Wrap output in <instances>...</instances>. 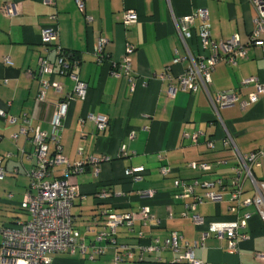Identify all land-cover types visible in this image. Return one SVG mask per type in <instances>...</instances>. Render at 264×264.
I'll return each instance as SVG.
<instances>
[{
	"label": "crops",
	"instance_id": "0c3cea01",
	"mask_svg": "<svg viewBox=\"0 0 264 264\" xmlns=\"http://www.w3.org/2000/svg\"><path fill=\"white\" fill-rule=\"evenodd\" d=\"M4 3L16 5L19 12L8 18L0 10V108L18 118L29 116L32 127L49 129L55 99L64 96L73 84L68 77L54 75L50 78L63 84L62 92L56 95L49 89L45 102L36 101L39 61L44 55L41 29L52 23L49 15L56 12L59 43L80 60L74 71L88 85L86 98L75 99L68 107L61 131L63 153L71 161L90 156L100 159L97 164H87L84 172L73 178L78 193L71 207L73 226L84 238L87 250L82 253L76 248L74 253L68 250L47 253L46 264L113 263L115 245L107 239H96L105 224L101 211L132 212L142 205L149 206L150 213L161 223L155 226L153 221L144 224L137 219L133 230L119 227L115 238L118 243L130 246L133 257H125L117 264H179L173 261L175 254L169 249L161 250V260L154 262L153 254L148 256L139 249V242L148 243L150 238L162 242L170 231H178L190 244L197 241L199 227L182 215L184 203L189 199L177 197L180 188L174 186V180L220 178L228 182L235 162L231 150L223 144V130L214 121L205 89L201 87L194 93L177 91L170 97L167 93L169 81L158 77L171 64L175 50L178 54L185 53L172 15L179 17L205 6L207 26L213 39H227L236 34L244 42L256 16L250 1L83 0L84 11L79 10L75 0H55L54 6L45 5L42 0H0V6ZM128 9L137 12L138 21L124 25L121 18ZM85 16L92 18L90 23ZM201 26L196 19L194 35L189 41L195 57L207 52L199 47L197 40ZM99 37L108 40L101 63L94 55ZM127 43L135 46L130 54L134 89L125 76L110 74L111 62L123 57ZM6 57L11 64L4 61ZM186 65L187 62L174 65L172 73H180ZM250 76L264 82V48L248 47L247 57L239 59L236 65L224 61L217 63L207 84L212 97L225 90L238 93L239 101L219 108V113L243 153L264 145V94L256 103L244 108L240 105L254 89L252 85L241 84ZM89 112L108 118L103 131H98L90 120L81 121ZM130 132L134 133L133 138ZM30 135V132H20V121L10 124L0 117V166L5 171L0 179V227L16 226L28 218L20 203L29 185L25 170L33 163V159L26 157L32 152ZM208 140L212 141V147L207 145ZM192 161L208 162L212 167L208 171L192 169L188 166ZM138 165L146 168L141 179L131 181L124 176L125 168ZM160 165L171 171L163 176ZM253 173L264 181V166L253 168ZM102 188L111 193L103 201L96 197V192ZM146 190L154 194L151 197L139 194ZM215 190L220 191L219 188ZM195 191L200 194L203 190L197 188ZM220 193L224 197L221 202L207 200L197 205L196 212L207 221L234 218V213L228 210L226 192ZM253 193L246 179L242 198L251 197ZM241 209L252 215L247 226L240 230L246 238L240 239L239 252L228 253L225 240L210 234L201 246L194 248V255L202 264H257L255 253H264V220L252 206ZM139 231L147 237L139 240ZM93 245L103 246L105 251L91 259ZM141 253L147 256L145 263L138 260Z\"/></svg>",
	"mask_w": 264,
	"mask_h": 264
},
{
	"label": "built area",
	"instance_id": "2783aa9c",
	"mask_svg": "<svg viewBox=\"0 0 264 264\" xmlns=\"http://www.w3.org/2000/svg\"><path fill=\"white\" fill-rule=\"evenodd\" d=\"M249 1L255 9L256 16L253 28L244 42L236 34L227 39H213L207 26L208 10L205 6L198 7L195 11L179 17L172 15L176 31L185 47V53L178 54L175 50L171 64L165 67L158 77L169 81L167 93L170 97H173L177 91L194 93L201 87L205 89L213 108L214 121L223 130V144L231 150L235 164L232 167L233 174L228 182L220 178L204 181L198 179L191 181L174 180V186L180 188L177 197L189 199L184 203L182 215L189 217L192 223L199 227L200 236L197 241L190 244L183 239V235L178 231H170L162 242L158 238L150 237L148 243L139 242V249L146 252L148 256L153 254L154 261L161 260L159 255L161 250L169 249L175 254L173 261L176 263L202 264L195 257L194 248L201 246L210 234L225 240V248L228 253H238L240 239L246 238L240 230L247 226L252 215L249 211L241 212V208L252 206L254 212L264 220V181L257 179L253 173V168L264 166V145L246 153L241 152L219 113V108L233 105L239 101L238 93L233 90H225L217 92L212 97L207 91V84L211 81V72L217 63L224 61L230 65H236L239 59L247 57L248 47L264 48V0ZM42 2L49 6L55 5V0H42ZM75 2L79 10L84 11L83 0H75ZM0 10L8 18L17 15L19 12L17 6L12 3H4L0 6ZM49 17L52 23L42 27L40 34V43L44 55L40 57L39 61V91L36 101L45 102L49 89L56 95L62 92L63 84L50 78L54 75L68 77L73 84L64 96L55 99V110L49 121L48 130L40 126L32 127L31 118L27 115L18 118L0 108L2 119L10 124H16L20 121V132L23 134L31 133L32 152L26 157L33 159L32 165L25 170L29 185L20 203L21 208L28 214V218L19 221L16 226L0 227V264H46L47 253L65 250L74 253L76 248L82 253L87 250L84 238L73 226L71 207L78 194L73 178L82 174L87 164H97L100 159L90 156L86 159L71 161L63 153L61 131L70 103L75 99L84 100L88 85L74 71L80 60L71 57L59 43L60 32L56 12H52ZM85 19L87 23L92 20L89 16H85ZM196 19H199L202 25L197 34L199 47L203 51L207 50L197 57L192 54L189 45V41L194 35L193 29ZM136 21H138V14L135 10L124 11L121 18L124 25ZM107 42L105 37L97 39L94 55L98 63L104 60V47ZM134 50L135 46L127 43L123 57L120 60L112 61L110 64V74L115 77L125 76L131 82L132 89H134V83L131 74L130 54ZM4 61L11 64L9 57H6ZM184 62H187V65L182 68L180 73H172L174 65H182ZM28 74L31 75L32 73L28 71ZM241 84L244 86L252 85L254 88L248 94L247 100L240 101L243 108L246 105L256 103L260 95L264 94V82L256 76L244 78ZM84 120L92 121L98 131H103L108 125V118L105 115L91 112L81 118L82 122ZM129 136L133 138L134 133L130 132ZM207 145L212 147V141L208 140ZM217 163L219 164L221 161ZM188 166L202 171H208L212 167L210 163L203 161H192L188 163ZM145 169L144 165L125 168L124 176L131 181H136L142 178ZM170 171L169 167L160 165V173L163 176ZM4 175L5 171L0 166V179ZM246 179L250 181L254 193L251 197L242 198ZM197 188H202V193H196ZM216 188L226 192V199L229 202L228 210L234 213V218L225 221H207L205 217L196 212L197 205L204 201L219 203L224 199L222 193L215 190ZM139 194L151 197L154 191H139ZM110 196V191L105 188L96 192V197L101 201ZM101 213L105 217V224L104 228L98 232L96 239H107L115 245L114 264L121 262L125 257H133V250L130 246L118 243L115 238L119 227L124 226L133 230V225L137 219L144 224H151L153 221L155 226H159L161 223L160 219L155 218L150 213V208L147 205H142L137 211L132 212L103 209ZM137 235L139 240L147 237L143 231H139ZM104 251L103 246L93 245L90 258L94 259L95 256L103 254ZM146 257L141 253L138 260L144 261ZM255 258L257 264H264V253H255Z\"/></svg>",
	"mask_w": 264,
	"mask_h": 264
},
{
	"label": "trees",
	"instance_id": "16d2710c",
	"mask_svg": "<svg viewBox=\"0 0 264 264\" xmlns=\"http://www.w3.org/2000/svg\"><path fill=\"white\" fill-rule=\"evenodd\" d=\"M71 57H73V55L72 54H69ZM146 261H142V262H140V263H145ZM155 262V261H154ZM156 262H159V261H156ZM179 264H186V263H179Z\"/></svg>",
	"mask_w": 264,
	"mask_h": 264
},
{
	"label": "rangeland",
	"instance_id": "374dc122",
	"mask_svg": "<svg viewBox=\"0 0 264 264\" xmlns=\"http://www.w3.org/2000/svg\"><path fill=\"white\" fill-rule=\"evenodd\" d=\"M111 264H113V263H111Z\"/></svg>",
	"mask_w": 264,
	"mask_h": 264
}]
</instances>
